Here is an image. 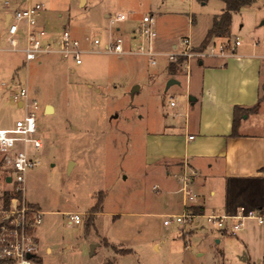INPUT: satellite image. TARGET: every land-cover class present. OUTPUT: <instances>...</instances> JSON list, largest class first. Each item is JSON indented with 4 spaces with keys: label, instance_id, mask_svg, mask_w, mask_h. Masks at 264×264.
<instances>
[{
    "label": "rangeland",
    "instance_id": "1",
    "mask_svg": "<svg viewBox=\"0 0 264 264\" xmlns=\"http://www.w3.org/2000/svg\"><path fill=\"white\" fill-rule=\"evenodd\" d=\"M5 1L10 5L22 1L43 4L40 23L47 30L66 28L77 38L99 30L105 39L107 17L118 12L127 15L118 24L119 32L127 37L144 14H152L163 39V45L157 42L160 50L178 43L182 36H191L192 44L202 48L211 18L224 9V3L0 0V128L12 127L23 116L2 82L14 80L27 86L40 103L36 136L42 146L36 154L41 164L27 172L25 182L26 198L43 211L35 234L36 264H264L256 261L260 239H249L244 245L238 235L212 230L202 217L197 226L162 223L163 173L151 174L145 160L163 156V147L170 140L163 131L184 133L187 113L191 128L196 125L198 114L188 97L199 86L195 77L187 90L185 73L178 66L171 70L163 56L150 65L139 55L84 54L82 64L73 70L50 54L26 64L22 52L6 49L5 10L11 8H4ZM262 20V0L242 6L232 13L227 37L232 42L234 36L239 37L241 46L237 48L258 40V50H264ZM198 61L193 60L192 66ZM169 78L178 83L167 88ZM172 99L175 107L169 106ZM261 104L263 123L247 125L245 132L264 129V101ZM46 105L52 111H46ZM154 184L159 191L153 190ZM5 186L0 180V190ZM95 203L99 210L91 219ZM175 211L169 210L167 215ZM70 212L81 215L79 225L67 221Z\"/></svg>",
    "mask_w": 264,
    "mask_h": 264
},
{
    "label": "built area",
    "instance_id": "2",
    "mask_svg": "<svg viewBox=\"0 0 264 264\" xmlns=\"http://www.w3.org/2000/svg\"><path fill=\"white\" fill-rule=\"evenodd\" d=\"M8 7L11 9L5 10L4 38L9 45L6 49L22 52L26 64L50 54L70 64L73 70L74 66L82 64L84 54L139 55L150 65L156 64L157 59L163 56L168 63L181 68L188 80L193 60L205 57L225 59L234 55L237 46L241 44L239 37L234 36L233 42L231 38L225 37V41L213 39L205 47L197 48L192 44L190 36H182L178 43L174 42L169 48L160 50L157 48L158 32L152 14H144L125 37L119 32L118 26L127 19V15L122 12L108 15L105 39H102L99 30L77 38L66 28L47 30L40 23L44 8L41 3L24 4L22 1L21 4L10 5L5 1L4 8ZM2 85L10 90V99L23 111V116L16 119L12 127L0 128V180L6 185L0 190V264H36L39 258L35 254V234L42 223L43 211L26 198L25 182L27 172L41 164L36 154V150L42 146L36 136V115L40 103L30 95L28 87L19 82L11 80L8 83L2 82ZM169 106H176L173 99L169 101ZM192 137L189 135L188 138ZM196 175L195 169L183 164L176 175L183 210L165 215L163 225L176 223L197 226V219L202 217L212 230L224 235H236L247 220L264 223V216L244 206H240L233 214H222L214 210L207 214L194 212L192 206L199 196L193 187ZM152 188L159 191L157 185ZM67 221L71 225H79L82 218L79 213L70 212L67 213Z\"/></svg>",
    "mask_w": 264,
    "mask_h": 264
},
{
    "label": "crops",
    "instance_id": "3",
    "mask_svg": "<svg viewBox=\"0 0 264 264\" xmlns=\"http://www.w3.org/2000/svg\"><path fill=\"white\" fill-rule=\"evenodd\" d=\"M262 6L264 8L263 1ZM158 43L163 45L160 35ZM257 47L258 40L252 41L236 48L234 55L225 60L209 57L207 61L200 60V64L198 61L191 65L186 89L194 76L199 86L194 94H190L194 100L189 102L198 114L196 125L191 128L187 113L184 133L163 131L165 137L170 138L163 147V156L145 160L151 174L163 173V216L169 210L174 209L175 213L183 210L176 175L184 163L197 171L193 187L199 196L193 206L202 213L214 210L233 214L240 206L250 209L255 206L264 216V129L257 133L244 131L247 125L261 126L263 123L260 116L264 101V94H261L264 50ZM234 106L246 110L240 115L237 135L231 134ZM189 135L193 137L189 139ZM236 235L244 245L249 239H260L256 261L264 262V223L247 220ZM49 249L47 247V251Z\"/></svg>",
    "mask_w": 264,
    "mask_h": 264
},
{
    "label": "trees",
    "instance_id": "4",
    "mask_svg": "<svg viewBox=\"0 0 264 264\" xmlns=\"http://www.w3.org/2000/svg\"><path fill=\"white\" fill-rule=\"evenodd\" d=\"M222 1L224 3V9H222V11L219 14H216L213 16L210 27L207 30L204 38L202 39L201 47H205L214 38L229 36L228 28L231 23L232 13L237 12L242 6H247L256 0H222ZM262 1L264 5V0ZM175 66L176 65L174 63H169L168 65V67L171 70L173 69L175 70L176 68ZM245 111H246L245 109L239 106H234L231 134L237 135L239 118H240L241 113ZM96 203L91 207V212H90L91 217H89L91 219H92V216H94V214L98 212L99 210L96 207L97 205ZM192 209L194 210V212L202 213V211L195 206H192ZM106 264H114V263L112 261H107Z\"/></svg>",
    "mask_w": 264,
    "mask_h": 264
},
{
    "label": "water",
    "instance_id": "5",
    "mask_svg": "<svg viewBox=\"0 0 264 264\" xmlns=\"http://www.w3.org/2000/svg\"><path fill=\"white\" fill-rule=\"evenodd\" d=\"M200 63H201V61L199 62V64ZM177 83H178V80L176 78H169L167 80L166 87L168 88L170 85L177 84ZM189 100L193 101L194 100V97L189 96ZM45 110L48 111V112L52 111V106L51 105H46ZM6 180L7 181H10V178L9 177H6Z\"/></svg>",
    "mask_w": 264,
    "mask_h": 264
}]
</instances>
